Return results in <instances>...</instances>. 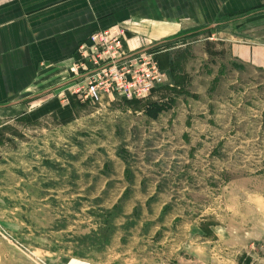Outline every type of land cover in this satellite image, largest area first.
I'll return each mask as SVG.
<instances>
[{
  "label": "rangeland",
  "instance_id": "1",
  "mask_svg": "<svg viewBox=\"0 0 264 264\" xmlns=\"http://www.w3.org/2000/svg\"><path fill=\"white\" fill-rule=\"evenodd\" d=\"M232 29L142 104L62 85L0 119V264H264V70L208 52Z\"/></svg>",
  "mask_w": 264,
  "mask_h": 264
},
{
  "label": "crops",
  "instance_id": "2",
  "mask_svg": "<svg viewBox=\"0 0 264 264\" xmlns=\"http://www.w3.org/2000/svg\"><path fill=\"white\" fill-rule=\"evenodd\" d=\"M229 26L209 56L264 70V0H0V119L15 118L21 107L59 111L58 100L47 96L67 86L64 68L96 31L124 28L126 52L159 47L160 64L173 71L191 60L187 45ZM185 36L182 50H160Z\"/></svg>",
  "mask_w": 264,
  "mask_h": 264
},
{
  "label": "built area",
  "instance_id": "3",
  "mask_svg": "<svg viewBox=\"0 0 264 264\" xmlns=\"http://www.w3.org/2000/svg\"><path fill=\"white\" fill-rule=\"evenodd\" d=\"M126 30L121 27L94 32L78 48L77 59L69 66V93L79 101L147 100L165 84L167 74L157 59V51L124 50Z\"/></svg>",
  "mask_w": 264,
  "mask_h": 264
},
{
  "label": "trees",
  "instance_id": "4",
  "mask_svg": "<svg viewBox=\"0 0 264 264\" xmlns=\"http://www.w3.org/2000/svg\"><path fill=\"white\" fill-rule=\"evenodd\" d=\"M171 44L172 43L169 42V43L165 44L164 46L169 47V46H171ZM158 48L156 47V48H153L151 50L152 51H158ZM126 101L129 103H137V104L143 103L141 100H126ZM175 102L176 101L174 98H170V99H168V101H151V102L144 105L145 106V114L150 119L157 120L162 113L172 109Z\"/></svg>",
  "mask_w": 264,
  "mask_h": 264
}]
</instances>
